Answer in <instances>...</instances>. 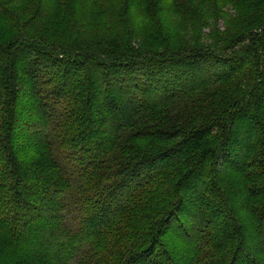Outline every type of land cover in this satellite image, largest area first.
I'll return each mask as SVG.
<instances>
[{
  "label": "trees",
  "instance_id": "1",
  "mask_svg": "<svg viewBox=\"0 0 264 264\" xmlns=\"http://www.w3.org/2000/svg\"><path fill=\"white\" fill-rule=\"evenodd\" d=\"M8 13L0 264H264V0Z\"/></svg>",
  "mask_w": 264,
  "mask_h": 264
},
{
  "label": "rangeland",
  "instance_id": "2",
  "mask_svg": "<svg viewBox=\"0 0 264 264\" xmlns=\"http://www.w3.org/2000/svg\"><path fill=\"white\" fill-rule=\"evenodd\" d=\"M61 11L63 14L65 13L63 12V6H62ZM61 26L63 27L61 28V30L65 32L66 27H68L67 23L64 22ZM19 30H20V27H19L18 21H16L12 13H8V15H6L4 18L0 17V33L3 32L4 33L3 35L5 37H10L11 35H14L16 32H19Z\"/></svg>",
  "mask_w": 264,
  "mask_h": 264
}]
</instances>
